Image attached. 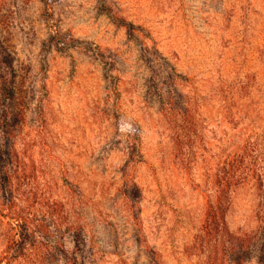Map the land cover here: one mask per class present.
<instances>
[{"label":"rangeland","instance_id":"1","mask_svg":"<svg viewBox=\"0 0 264 264\" xmlns=\"http://www.w3.org/2000/svg\"><path fill=\"white\" fill-rule=\"evenodd\" d=\"M0 52L45 83L46 178L77 185L100 263L205 264L225 102L264 127V0H0ZM231 203L236 227L259 201Z\"/></svg>","mask_w":264,"mask_h":264},{"label":"trees","instance_id":"2","mask_svg":"<svg viewBox=\"0 0 264 264\" xmlns=\"http://www.w3.org/2000/svg\"><path fill=\"white\" fill-rule=\"evenodd\" d=\"M22 67L0 52V264H101L77 185L63 173L46 178L53 146L45 141V83L34 96ZM225 106L222 146L207 173L213 191L204 192L194 243L205 264H264V127L255 131V121ZM58 182L64 195L54 191ZM242 190L259 204L232 227L227 213Z\"/></svg>","mask_w":264,"mask_h":264}]
</instances>
